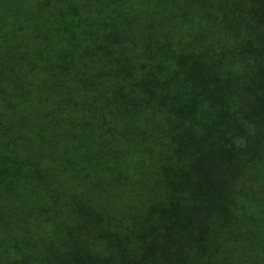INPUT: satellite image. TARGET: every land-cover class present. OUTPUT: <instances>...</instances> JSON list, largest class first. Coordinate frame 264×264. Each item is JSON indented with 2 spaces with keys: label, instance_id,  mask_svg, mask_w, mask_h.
<instances>
[{
  "label": "trees",
  "instance_id": "1",
  "mask_svg": "<svg viewBox=\"0 0 264 264\" xmlns=\"http://www.w3.org/2000/svg\"><path fill=\"white\" fill-rule=\"evenodd\" d=\"M263 168L264 0H0V264H264Z\"/></svg>",
  "mask_w": 264,
  "mask_h": 264
},
{
  "label": "rangeland",
  "instance_id": "2",
  "mask_svg": "<svg viewBox=\"0 0 264 264\" xmlns=\"http://www.w3.org/2000/svg\"><path fill=\"white\" fill-rule=\"evenodd\" d=\"M254 180H255V185L253 186L254 190L257 192L259 203L263 206V210L259 212L258 214L260 216H263L264 215V168L261 169L260 172L254 176ZM243 207L246 208L247 212H253V210L255 209V203L245 202ZM257 223L258 225L260 224L261 226H264V222H261L260 219L257 220ZM242 232H243L242 233V236H243L245 232V227ZM231 238H234V237H231ZM219 243H221V241ZM208 247L212 248L213 246H208ZM238 253L239 252L234 251L232 249V246H230V247L222 248L221 253L218 252L216 257L227 260V261H231L232 263H234L235 260H237L236 258H239V260H242L244 264H259L256 261L258 259L256 257V254L259 255V252L251 251V250H247V251L244 250V251H240L241 254H238ZM236 262H239V261H236ZM236 264H241V263L239 262Z\"/></svg>",
  "mask_w": 264,
  "mask_h": 264
}]
</instances>
